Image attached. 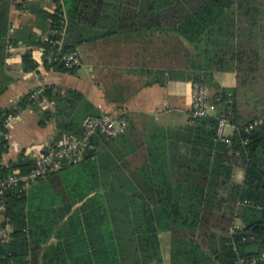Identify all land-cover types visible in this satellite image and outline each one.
I'll use <instances>...</instances> for the list:
<instances>
[{
	"label": "trees",
	"instance_id": "16d2710c",
	"mask_svg": "<svg viewBox=\"0 0 264 264\" xmlns=\"http://www.w3.org/2000/svg\"><path fill=\"white\" fill-rule=\"evenodd\" d=\"M120 1L117 6L112 0H55L54 11L38 9L52 28L47 38L32 40L43 49L45 66L75 73L79 66L68 67L62 55L114 32L167 30L196 45L209 34L228 33L229 10L238 0ZM8 8L0 1L4 39ZM110 8L116 10L113 21H107ZM102 25L110 30L101 32ZM236 58L242 79L236 87L219 88L214 115L142 135L120 114L128 122L125 130L109 140L95 137V147L81 161L27 187L7 188L0 264H162L161 231L172 233L170 264H246L253 258L264 264V116L241 113L245 77L254 70L242 67L243 53ZM39 65L32 50L23 53L26 72ZM193 81L206 83L198 76ZM44 98L53 106L43 107ZM28 108L38 112L41 126L56 123L52 143L64 134L82 136L84 119L104 113L78 89L45 85L30 91L0 112V177L27 174L40 164L26 149L4 162V121ZM221 115L236 127L230 142L217 135ZM238 166L244 167L242 181L236 180ZM219 184L231 188V211L222 208L227 198L218 199ZM238 218L243 227L233 230Z\"/></svg>",
	"mask_w": 264,
	"mask_h": 264
},
{
	"label": "crops",
	"instance_id": "0c3cea01",
	"mask_svg": "<svg viewBox=\"0 0 264 264\" xmlns=\"http://www.w3.org/2000/svg\"><path fill=\"white\" fill-rule=\"evenodd\" d=\"M0 1L9 6L10 22L8 36L0 37V112L15 106L30 91L54 85L62 90H80L103 112L128 115L142 135L158 128L176 129L191 121L193 77L205 79L212 96L221 87H236L242 79L236 58L241 52L245 55L242 67L254 70L245 77L241 113L264 116V0H238L229 10L228 33L209 34L196 45L184 41L187 48L194 49L184 54L189 58L185 68L166 67L174 61L171 43L181 36L167 30H146L109 33L81 44L77 51L82 65L75 73L48 69L43 63V49L32 44L34 38L45 39L52 32L50 21L37 10L54 11L55 0ZM112 1L121 4L120 0ZM115 11L108 9L107 21L117 17ZM99 29L107 32L110 27L102 25ZM156 36L161 38L159 45H154ZM27 50H32L40 62L35 71L23 68ZM257 54L259 58L249 56ZM33 125L34 131H28ZM8 129L5 163L24 149L37 156L57 130L54 121L41 126L38 112L31 108L12 119ZM234 131L230 128L231 133ZM235 176L237 181L243 180V166L237 167ZM159 239L162 264H170L172 233L161 231Z\"/></svg>",
	"mask_w": 264,
	"mask_h": 264
},
{
	"label": "built area",
	"instance_id": "2783aa9c",
	"mask_svg": "<svg viewBox=\"0 0 264 264\" xmlns=\"http://www.w3.org/2000/svg\"><path fill=\"white\" fill-rule=\"evenodd\" d=\"M61 59L65 61L68 67H75L82 65V58L78 51L63 54ZM39 92L33 93V97H39ZM212 96L209 86L203 81L193 82L192 91V111L191 121L197 122L200 118L214 115L217 112V101ZM42 106L48 105L53 106L52 101L44 98L41 102ZM16 116L10 115L7 120L4 121L5 126L9 127L10 122ZM2 119L0 118V124ZM128 122L125 118L112 112H104L102 115H89L87 116L82 124L84 133L82 136L74 134H64L62 139L56 143L51 142L45 145L46 151H41L36 157L40 164L31 170L27 174L15 173L8 177H0V210L4 213L7 209V203L5 199V192L7 188L22 185L27 187L30 183L38 178H46L52 171L62 168L64 165L73 164L84 159L88 149L95 147L93 139L95 137H106L107 139L116 138L120 135L127 127ZM236 128L235 125L230 121L227 115H221L219 117L217 135L220 139L230 142L232 133L230 128ZM253 127V125H251ZM4 134L0 128V135ZM247 202V201H246ZM249 202V201H248ZM235 223V228H242L243 224L240 221ZM7 234V232H6ZM5 234V235H6ZM4 236V235H3ZM264 258V254L262 255ZM258 258H253L246 264H257ZM240 264H245L244 260L240 261Z\"/></svg>",
	"mask_w": 264,
	"mask_h": 264
},
{
	"label": "rangeland",
	"instance_id": "374dc122",
	"mask_svg": "<svg viewBox=\"0 0 264 264\" xmlns=\"http://www.w3.org/2000/svg\"><path fill=\"white\" fill-rule=\"evenodd\" d=\"M160 39L161 38L156 36L153 39L154 40V45H159L160 44V42H159ZM184 41H186V40L182 37V38H180V40H178V39L175 40L174 39V42L171 43L172 44V50L174 52V55H173L174 61L171 62L170 64H166L167 68H185L188 65L189 61L187 62V60L189 58H188V56L184 57V54L186 55L190 51H194V49H191V47L187 48V46L184 45L185 44ZM191 54H192V52H191ZM191 54H189V55H191ZM44 107H50V106L44 105ZM34 128H35V125H33L31 127V129H29L28 131H32V130L34 131ZM230 189L231 188L228 185H220L219 184V188L217 190L219 195H220V197L218 198L219 200H220L221 197L227 198V200L225 199L226 201H224L225 203L222 204L223 205L222 206L223 210H225L227 212L231 211V208H232V205H233V202H230V200H229ZM6 232L7 231H5V230L0 231V235L3 236V235L6 234Z\"/></svg>",
	"mask_w": 264,
	"mask_h": 264
}]
</instances>
